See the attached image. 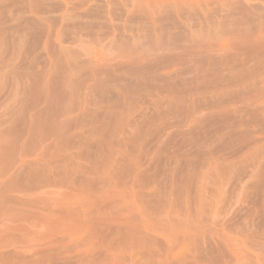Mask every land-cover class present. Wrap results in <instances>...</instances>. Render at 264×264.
Segmentation results:
<instances>
[{
    "label": "rangeland",
    "instance_id": "rangeland-1",
    "mask_svg": "<svg viewBox=\"0 0 264 264\" xmlns=\"http://www.w3.org/2000/svg\"><path fill=\"white\" fill-rule=\"evenodd\" d=\"M0 264H264V0H0Z\"/></svg>",
    "mask_w": 264,
    "mask_h": 264
},
{
    "label": "bare ground",
    "instance_id": "bare-ground-1",
    "mask_svg": "<svg viewBox=\"0 0 264 264\" xmlns=\"http://www.w3.org/2000/svg\"><path fill=\"white\" fill-rule=\"evenodd\" d=\"M6 32H7V31H6ZM19 32H20V31H19ZM23 33H24V32H23ZM8 34H9V32H8ZM20 34H21V33H20ZM10 35H11V34H10ZM11 39H12V38H10V40H11ZM18 39H19V38H18ZM18 39H17V40H18ZM15 40H16V39H15ZM18 41H19V40H18ZM117 114H118V112H117ZM115 115H116V114H115ZM118 116H119V114H118ZM112 119H113V118H112ZM115 121H116V120H115ZM116 122H118V121H116ZM112 123H113V122H112ZM29 127H30V126H29ZM105 127H106V126H105ZM112 127H113V126H112ZM109 128H110V126H109ZM28 129H29V128H28ZM113 129H114V128H113ZM113 129H112V130H113ZM14 143H15V141H14ZM86 182H87V181H86ZM89 182H91V180H90ZM92 182H93V181H92Z\"/></svg>",
    "mask_w": 264,
    "mask_h": 264
}]
</instances>
